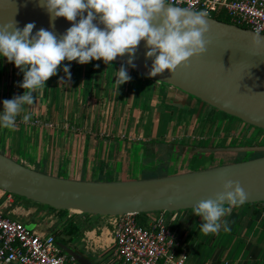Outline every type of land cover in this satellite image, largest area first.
Instances as JSON below:
<instances>
[{
    "label": "crops",
    "instance_id": "crops-1",
    "mask_svg": "<svg viewBox=\"0 0 264 264\" xmlns=\"http://www.w3.org/2000/svg\"><path fill=\"white\" fill-rule=\"evenodd\" d=\"M65 64L71 75L62 79ZM60 67L46 81L43 95L37 94L35 103L26 106L31 122L18 118L14 130L0 128V153L26 168L87 182L147 180L189 172L197 148H219L214 141L227 138L221 131L227 125L222 114L129 68L131 80L118 87L119 65L63 61ZM22 79L19 69L0 58V111L4 100L23 94ZM238 127L231 123L228 133ZM262 204L234 206L226 217L231 231L217 235H204L201 219L192 210L167 214V224L178 239L176 254L186 255L187 264H264ZM32 206L37 210L31 218L38 216V227L46 229L34 231L53 235L72 222L78 226L77 234L71 236L74 248H81L96 264H121L114 253L109 218L75 213L62 217L41 205ZM157 216L147 214L140 221L147 224ZM59 238L69 239L63 234ZM209 239L213 240L211 256L203 258Z\"/></svg>",
    "mask_w": 264,
    "mask_h": 264
},
{
    "label": "water",
    "instance_id": "water-1",
    "mask_svg": "<svg viewBox=\"0 0 264 264\" xmlns=\"http://www.w3.org/2000/svg\"><path fill=\"white\" fill-rule=\"evenodd\" d=\"M211 40L206 52L190 58L188 67L178 66L149 75L155 57L146 58L141 41L128 65L129 56L111 63L127 66L138 75L173 87L199 100L222 115L233 117L264 131V43L253 48L256 35L234 25L207 18ZM16 22L21 30L34 23L59 39L72 25L64 18L54 21L40 0H0V26ZM103 28V25H99ZM264 153V146L197 148L196 154ZM228 180L239 181L249 194L243 205L264 203V156L229 165L172 176L135 181L87 182L57 178L26 168L0 153V191L55 211L117 218L154 213L173 214L192 210L201 199L214 196ZM62 252L78 264H96L64 241L56 242Z\"/></svg>",
    "mask_w": 264,
    "mask_h": 264
},
{
    "label": "clouds",
    "instance_id": "clouds-1",
    "mask_svg": "<svg viewBox=\"0 0 264 264\" xmlns=\"http://www.w3.org/2000/svg\"><path fill=\"white\" fill-rule=\"evenodd\" d=\"M40 5L53 21L64 18L72 26L59 39L43 28L33 35L34 23L22 30L14 20L0 26V58L23 74L19 84L23 94L3 101V129L14 130L18 118L25 124L31 122L26 106L35 103L37 94L43 95L46 81L57 75L63 61L81 65L103 61L108 65L127 54V64L134 67L131 58L144 41L146 58L155 57L149 73L155 77L165 70L173 74L178 66L187 68L189 59L202 56L211 43L206 38L207 13L172 0H40ZM262 43L264 36L251 37L253 48H260ZM62 71V79L70 78L69 64ZM115 74L118 87L131 80L127 66L122 65ZM248 195L239 181L228 180L214 196L201 199L192 207L194 216L201 219L200 231L204 235L230 232L226 217L234 206L243 205Z\"/></svg>",
    "mask_w": 264,
    "mask_h": 264
},
{
    "label": "built area",
    "instance_id": "built-area-1",
    "mask_svg": "<svg viewBox=\"0 0 264 264\" xmlns=\"http://www.w3.org/2000/svg\"><path fill=\"white\" fill-rule=\"evenodd\" d=\"M190 9L207 13V18L223 13L231 25L264 36V0H172ZM0 264H78L58 247L52 234L29 230L10 218L5 208L14 205V195L0 191ZM264 211V203L262 204ZM167 213L139 225L135 215L110 219L114 253L121 264H187V256L177 255L176 235L166 220Z\"/></svg>",
    "mask_w": 264,
    "mask_h": 264
},
{
    "label": "rangeland",
    "instance_id": "rangeland-1",
    "mask_svg": "<svg viewBox=\"0 0 264 264\" xmlns=\"http://www.w3.org/2000/svg\"><path fill=\"white\" fill-rule=\"evenodd\" d=\"M219 114H221V113H219ZM223 117H225L227 125L225 127H222L221 131L223 132V137H227V138L226 139L223 138L222 141H220V140L214 141V143L219 144L220 147H223L224 146L223 144L229 145V143L240 145V146L239 145H232V146H230V148L245 147V146L246 147H250V146L262 147V146H264V131H262L258 128H254L252 126H249V125H247V124H245V123H243V122H241V121H239L233 117H228L225 115H223ZM221 121L222 120H220V122ZM231 123H234L235 126L238 125L240 127V129L236 130V128H234V130L231 133H228L229 125ZM228 137L231 139V142L226 143L228 140ZM223 141H225V142H223ZM206 143L210 144L211 141L206 142ZM218 155H215V154H198L197 153L194 155V161L192 162V160H191L190 164L188 165L187 170H189V172H195V171H201V170L214 168L217 166L229 165V164H233V163H237V162H241V161H245V160H250V159L262 157V156H264V153L255 152V153H233V154H228V155L221 154V157ZM27 203H28V201L26 202L23 199H18V201L16 200L13 207H11V206L7 207V211L11 213L10 218L17 220V221H20L21 223H23V221H24L23 224L28 229H31V230L37 229L39 231H46V229L44 227H41V226L38 227V224L40 222V220H38L39 219L38 216L31 218L32 216L35 215L37 208L35 206H32V204H29V203L27 204ZM242 206L246 207L249 205H242ZM154 214L158 215V213H154ZM84 217L89 218L91 216L85 215ZM96 218L99 219L98 217H96ZM25 220L33 221V222L32 223L26 222ZM212 243H213L212 239H209L207 241V243H205V250H204V252H203L204 254L202 256L203 258H207V257L211 256V254H209V250L212 246ZM78 249H79V251L82 250L81 248H78ZM88 257L91 258L90 256H88ZM199 264H201V263H199Z\"/></svg>",
    "mask_w": 264,
    "mask_h": 264
},
{
    "label": "trees",
    "instance_id": "trees-1",
    "mask_svg": "<svg viewBox=\"0 0 264 264\" xmlns=\"http://www.w3.org/2000/svg\"><path fill=\"white\" fill-rule=\"evenodd\" d=\"M213 18L216 19L217 21H220V22H224V23H228V24H230L229 19H228L223 13H217V14H214V15H213ZM15 198H16L17 201H18V199H21V198H18V197H16V196H15ZM28 203L30 204L31 202H28ZM32 204L34 205V203H32ZM41 207H44V206H41ZM44 208L50 209V208H48V207H44ZM50 210L55 212V210H53V209H50ZM57 214H58L59 216H62V217H63V216H65V215H67V212L57 211ZM144 216H145L144 214H143V215H136L137 222H138V224L141 225V226H142V225H146V224H144L143 221H140V219H141L142 217H144ZM77 231H78V226L75 225V224H73L72 222H69V223H67L66 226L63 227L62 231H60V232H58V233H54L53 236L55 237L56 242L59 241V240H61V239L59 238V236H61V234H63L64 236H65V235L68 236L69 239L71 238V242H73V241L75 240V237H71V236L76 235V234H77ZM61 241H64L65 243L69 242V241H67V240H65V239H62ZM68 244H69V243H68Z\"/></svg>",
    "mask_w": 264,
    "mask_h": 264
},
{
    "label": "flooded vegetation",
    "instance_id": "flooded-vegetation-1",
    "mask_svg": "<svg viewBox=\"0 0 264 264\" xmlns=\"http://www.w3.org/2000/svg\"><path fill=\"white\" fill-rule=\"evenodd\" d=\"M67 241H69V242H67V243H69L70 245L73 244V243L71 242V238L68 239Z\"/></svg>",
    "mask_w": 264,
    "mask_h": 264
}]
</instances>
